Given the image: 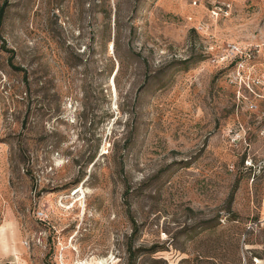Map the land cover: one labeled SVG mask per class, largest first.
I'll return each mask as SVG.
<instances>
[{"label": "rangeland", "instance_id": "rangeland-1", "mask_svg": "<svg viewBox=\"0 0 264 264\" xmlns=\"http://www.w3.org/2000/svg\"><path fill=\"white\" fill-rule=\"evenodd\" d=\"M230 42L264 50V0H6L0 264H264V58Z\"/></svg>", "mask_w": 264, "mask_h": 264}, {"label": "built area", "instance_id": "built-area-1", "mask_svg": "<svg viewBox=\"0 0 264 264\" xmlns=\"http://www.w3.org/2000/svg\"><path fill=\"white\" fill-rule=\"evenodd\" d=\"M256 55H260L262 58H264V50L261 49L259 45L256 46H249L246 47H240L234 43H226L223 47L220 54L213 56L210 59V62L217 66H229L233 61L236 63V72L239 75L240 79H242V69L243 68V62L246 60H249L250 58H254Z\"/></svg>", "mask_w": 264, "mask_h": 264}, {"label": "trees", "instance_id": "trees-1", "mask_svg": "<svg viewBox=\"0 0 264 264\" xmlns=\"http://www.w3.org/2000/svg\"><path fill=\"white\" fill-rule=\"evenodd\" d=\"M5 3H6V0H4V2L0 5V26L2 24V21H3V16H4V7H5ZM6 51H9L10 53H12L10 50H6ZM236 62L233 61L230 65H234ZM229 65V66H230ZM15 70L19 71L21 70L20 67H13ZM131 253L129 252V258H128V261H127V264H134V257L133 256H130Z\"/></svg>", "mask_w": 264, "mask_h": 264}, {"label": "bare ground", "instance_id": "bare-ground-1", "mask_svg": "<svg viewBox=\"0 0 264 264\" xmlns=\"http://www.w3.org/2000/svg\"><path fill=\"white\" fill-rule=\"evenodd\" d=\"M110 48V47H109ZM110 49H114L113 47H111ZM110 54H111V52H110ZM111 86H112V88H113V91H114V93H116V87H115V82L113 81V83L111 84ZM115 101V100H114ZM107 144V143H106ZM106 149V148H105ZM103 154V153H102ZM101 156V155H100ZM93 168V167H92ZM91 172V171H90ZM88 180V179H87ZM84 184V183H83ZM84 186V185H83ZM76 188V187H75ZM82 188V187H81ZM82 190V189H81ZM76 193V192H75ZM84 193L82 192V195H83ZM75 195V194H74ZM74 197V196H73ZM83 197H85V196H82L81 198H79V199H76L75 200V202H77V200H81V199H83ZM85 199V198H84ZM82 203V202H81ZM82 207V211L84 210V205L83 206H81ZM86 209V208H85ZM81 214V213H80ZM72 241H73V239H72ZM258 261V260H257ZM62 262V264H64V262H63V260L61 261Z\"/></svg>", "mask_w": 264, "mask_h": 264}]
</instances>
